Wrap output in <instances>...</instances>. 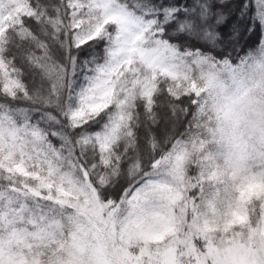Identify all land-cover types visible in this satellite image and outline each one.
<instances>
[{"label": "snow or ice", "instance_id": "1", "mask_svg": "<svg viewBox=\"0 0 264 264\" xmlns=\"http://www.w3.org/2000/svg\"><path fill=\"white\" fill-rule=\"evenodd\" d=\"M0 264H264V0H0Z\"/></svg>", "mask_w": 264, "mask_h": 264}, {"label": "trees", "instance_id": "2", "mask_svg": "<svg viewBox=\"0 0 264 264\" xmlns=\"http://www.w3.org/2000/svg\"><path fill=\"white\" fill-rule=\"evenodd\" d=\"M256 39H257L256 36L253 35V36L250 37L249 42L250 43H255L256 42Z\"/></svg>", "mask_w": 264, "mask_h": 264}]
</instances>
